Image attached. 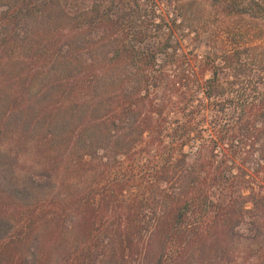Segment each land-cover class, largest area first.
I'll return each instance as SVG.
<instances>
[{
    "label": "trees",
    "instance_id": "16d2710c",
    "mask_svg": "<svg viewBox=\"0 0 264 264\" xmlns=\"http://www.w3.org/2000/svg\"><path fill=\"white\" fill-rule=\"evenodd\" d=\"M0 264H264V0H0Z\"/></svg>",
    "mask_w": 264,
    "mask_h": 264
}]
</instances>
